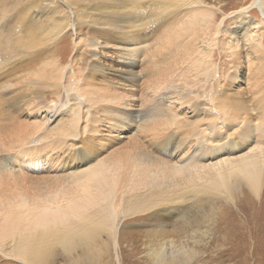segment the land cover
<instances>
[{
	"label": "rangeland",
	"instance_id": "obj_1",
	"mask_svg": "<svg viewBox=\"0 0 264 264\" xmlns=\"http://www.w3.org/2000/svg\"><path fill=\"white\" fill-rule=\"evenodd\" d=\"M89 1L41 0L39 11L44 13L40 23L29 29L34 33L29 38L34 44L31 48L25 46L24 28L15 27L9 12L0 8V41L13 44L20 58L15 71L0 78V211L14 205L12 209L17 208L18 213L23 204H63L80 199L94 192V186L98 188L100 176L92 175L86 183L87 175L105 170L108 182L112 177L117 179L116 197L108 205V224L117 246L103 237L107 243L103 248L112 256V264H118L115 252L120 263L130 251L136 252L135 258L151 252L156 245L149 236L157 229L164 234L159 238L178 244V227L193 217L203 225L194 227L201 231L208 227L203 236L190 234L201 243L195 246L189 241V254L182 264H264V205L260 202L264 201V190L257 199L240 185V194L233 202L225 201L219 193L204 201L208 197L203 195L201 203L210 219L204 218L194 212L199 194L192 197L196 189L207 185L209 175L196 167V178L173 170L190 163L194 134L198 128L217 121L218 101L235 116L239 110L236 112L232 104H242L238 114L242 119H247L253 108L262 110L257 103L259 92L264 90L262 8L255 6L254 0H202L209 11L202 22L200 13L181 7L189 0ZM93 1L105 4L110 15L128 9L143 12L144 20L152 26L151 31L135 39L142 50L135 69L137 83L132 86L121 85L110 71L100 70L99 65L111 57L110 50L89 47V33L80 23L89 20H82L88 12L80 11L79 16L77 9ZM261 4L264 6V0ZM246 7L247 12L239 16L238 11ZM75 12L78 31L64 28L55 46L45 47L38 30H43L44 37L51 30L55 34L58 27H64L67 16ZM151 21H155L153 25ZM241 26L247 28L245 35ZM90 51L97 54L93 69ZM156 108L153 118L137 119L134 115L135 111L153 112ZM169 139L177 146L176 157L164 154L165 149L169 151L165 148ZM224 152L212 160L195 161L194 165L233 160L244 150ZM134 164L159 174L152 198L164 191L168 200L179 201L173 204V222L161 225L149 213L131 216L124 208L129 196L146 199V187L126 192L120 197L122 204L116 200L126 178L135 179L130 174ZM60 251L55 250L52 264H70L76 258L71 255L72 259L67 260ZM0 264L23 263L0 255Z\"/></svg>",
	"mask_w": 264,
	"mask_h": 264
},
{
	"label": "bare ground",
	"instance_id": "obj_2",
	"mask_svg": "<svg viewBox=\"0 0 264 264\" xmlns=\"http://www.w3.org/2000/svg\"><path fill=\"white\" fill-rule=\"evenodd\" d=\"M40 1L41 0H4L0 2V8H2L3 11L9 12L15 27L19 29L23 27L24 29L22 31H26V42L28 45L25 46L28 48L34 45L33 42L29 40L34 33L29 29L36 27L38 23H40V16L44 13L43 11H39L41 7V4H39ZM88 2L90 3L89 0ZM253 4L262 8V13H264V6L261 4V0H254ZM65 5L71 6L68 3ZM181 7H186L187 10L200 13V21L202 22L206 20V12L209 13L205 1L202 0H189L187 4ZM70 10L72 11V9H69V12H71ZM105 10V4L101 1H93L92 5L87 4L81 10L77 9L79 16H82L84 12H88V17H83L82 20L86 18L89 20L86 21V23L81 21L80 23L85 24L84 29L89 33L87 42L89 43V47L92 48L91 50H96L98 48L110 50L108 53L111 57L107 58L108 62H106V64L99 65L100 70L102 72H106V70L110 71V76L114 77L119 83H122L121 85L129 87L128 84L132 86V83L135 84V81L137 83L138 78L135 76V69L140 62V60H137V56L142 50V47L138 45L135 39L141 36L142 32L151 31L152 26H148V23H146L148 19L145 21V16L141 15L143 12L140 14L138 10L134 12L128 9L122 14L119 12L114 13V15L118 16L110 15ZM247 10L248 7L243 8L239 10L237 14L242 16ZM45 11H47V9ZM50 11L48 10V12ZM70 14H72V16H67L65 23H62L64 27L61 29L58 27L55 34L51 30L49 33H46L44 37L43 30H38L39 34L42 36V42L45 47L52 49L60 35L63 34L62 31L64 28H71L70 30H72V32L78 31L77 26L79 24L77 23H79V20L76 16L77 13ZM106 17L107 20H105ZM162 21H164V19ZM150 23H152V21ZM150 23L149 25H151ZM240 30H243V35L247 32V28H243V26L240 27ZM234 35H237V33L235 32ZM42 52H44V50H42ZM90 52L93 53L91 55V68L93 69L95 65L97 66V54L93 51ZM11 53L14 54L12 55ZM18 54L19 52L13 44H10L8 41H0V78L2 75L5 76L7 72L15 71L16 67L20 64ZM154 65L157 66L158 64ZM259 97L260 99L257 103L262 107V110H260V108H253L251 111H255V113L244 111L243 113L245 114L248 112L247 116L250 115L247 119L244 117V114L243 117L245 119L238 117L242 104L235 102V104H232L233 106L235 105L236 112L239 110L235 116L232 115V113L231 115L228 114L226 106L218 101V107L216 108L217 121L215 119L214 122H210L206 124V126L198 128V130H196L197 133L194 134L195 142L188 154L190 163L173 168L175 173L187 172L190 178L198 177L196 172L193 171L194 167L203 168L204 172L209 175L207 185L201 189H196L192 197L195 198L199 194L197 197L198 200L194 202L196 204L195 206H197L194 212L201 214L204 218H209L210 216L207 215L201 203L202 200L200 197L203 195L208 197V199H204V201H209V197H212L216 193L222 194L225 201H232L234 197L240 194V185L244 186L249 194L257 199L263 194L264 90L259 92ZM158 108L152 110L153 112L144 113L135 111L134 115L137 119L153 118ZM256 113L259 115H256ZM165 145V148L168 147L169 151L165 149L164 154L169 155V157H173L174 155V157H176L177 149L175 148H177V146L174 140H167ZM236 149L244 150V153L239 155V157H235L233 160L217 163L208 162L207 165H202L201 167L194 165L195 161L212 160L225 153L224 150L231 153ZM1 168L2 167H0V169ZM117 170L119 172V169ZM120 174L121 171L119 172V175ZM130 174L133 175L135 179L126 178L124 186L118 192L119 197L117 196L118 199L116 200L121 202L122 199L120 200V197L124 196L126 192L129 194L130 190L137 191L138 189L141 190L146 187L149 192L147 193L148 197L146 199H143V197L134 200L129 196L124 203V208L130 211L131 216L149 213V215L156 218L161 225L173 222V204L179 201L168 200L164 191L159 192L158 195L152 198L155 194L153 190L157 187L156 180H158L159 174L155 173L153 175L148 168L144 169L139 164L133 165V170ZM92 175L100 176V180H97L98 188L94 186V192H90L80 199H72L63 204L59 201L47 205L30 204L28 207H25L26 204H23L19 208L18 213L17 208L12 209L14 205H10V207L7 206L8 210L4 209L0 211V255L6 259L17 260L23 264H52L55 250L60 249V252L67 260L72 259L71 255L76 256L74 261L70 264H96L98 261H102L100 264H112V256L110 258L109 252H105L106 250L103 248V245H107L103 237L111 239L114 247L117 246V240L114 238L113 229H111L108 224L111 219L108 205L113 196L116 197L117 191L115 192V190L117 187V179L112 177L108 182L105 170L100 173L91 171L87 175L86 183L90 182ZM147 180L149 181L148 185H146L148 182ZM221 197L222 196H220V199ZM104 199V203L100 205V202ZM260 202L264 205L262 199ZM118 216V212L115 211V217L117 218ZM204 218L202 220L205 221ZM194 225H198L199 228L203 226L200 225V222L196 220L195 217H193L188 224L184 222L181 227L176 226L179 229L176 233L180 236L179 243L177 242L178 244H175L172 240L168 241L165 238H159L164 234L157 229L152 232L155 235L149 236L151 238L153 237L154 242L152 244L156 245V248L149 253L143 254L140 258H135L136 252L130 251L124 255L125 257L122 258L121 263L119 262L120 259H118L119 254L115 252L116 262L118 264H182V259H186L189 254V241L191 240V242L197 246L201 242L194 241L196 239L193 236L196 234L197 236H203L206 234L205 229L208 227L205 226L204 231H201L194 227ZM159 227L162 232H165L163 226ZM115 250L116 249H114V251ZM104 253L105 256H103Z\"/></svg>",
	"mask_w": 264,
	"mask_h": 264
}]
</instances>
